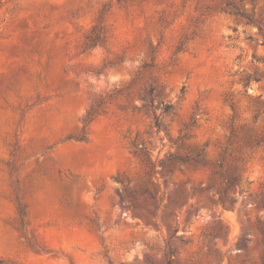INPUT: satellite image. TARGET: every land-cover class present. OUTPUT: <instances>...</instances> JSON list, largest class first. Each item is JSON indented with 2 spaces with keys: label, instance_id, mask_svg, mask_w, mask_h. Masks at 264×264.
Returning a JSON list of instances; mask_svg holds the SVG:
<instances>
[{
  "label": "rangeland",
  "instance_id": "374dc122",
  "mask_svg": "<svg viewBox=\"0 0 264 264\" xmlns=\"http://www.w3.org/2000/svg\"><path fill=\"white\" fill-rule=\"evenodd\" d=\"M0 264H264V0H0Z\"/></svg>",
  "mask_w": 264,
  "mask_h": 264
}]
</instances>
